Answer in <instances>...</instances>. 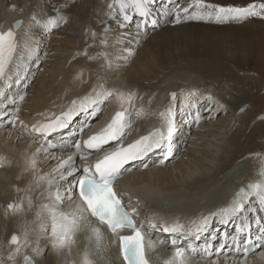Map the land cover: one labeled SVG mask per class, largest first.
Wrapping results in <instances>:
<instances>
[{"label":"bare ground","instance_id":"6f19581e","mask_svg":"<svg viewBox=\"0 0 264 264\" xmlns=\"http://www.w3.org/2000/svg\"><path fill=\"white\" fill-rule=\"evenodd\" d=\"M239 1L241 0H205L206 3L225 8L234 4L237 5L240 3ZM96 2L102 4L104 0H96ZM181 2L183 1L181 0ZM191 2L192 0H185L184 4L181 3L182 6H178V3L174 4L173 1L166 0L162 3H165L168 11L165 8L162 10H158L156 7L153 8L152 19H156L157 24L164 27L163 30L168 38L178 33L219 34L222 29L228 30L229 26L226 25L231 23L229 20L217 22L214 18L186 19L183 17L188 14L183 12H181L182 19L180 22L172 24V19L169 17L172 12L170 11V4L173 5L174 10L177 7L188 8ZM58 3H60L58 0H0L1 30L7 31L13 28L16 21H21L19 28L14 29L18 47L9 66L7 75L10 79L0 81V89L5 92V96L0 97V261H3V264H25L23 258L28 255L32 257L34 264H82L83 256L87 252L93 264H122L117 254L116 243H113L115 237L110 236L107 230L100 226L89 213L83 211L77 213V215H82L84 218L79 222L75 243L62 249L52 248L50 234H45L42 228V224L46 221L43 218L37 220L36 217L40 205L48 203L46 199L47 184L41 182L37 186L36 177L56 178L57 183L53 184L52 190L55 191L57 187H60L61 194L64 195V190L69 187L68 182H73V177L68 176L67 181L59 180V173L54 170L69 156L74 158L75 166L80 170L81 163L78 162L80 155L77 154L84 152L86 149L83 146V141L105 128L116 109L124 110L123 108H126L127 113H129L128 120L131 127L124 129V135L121 139L110 141L109 144L104 146L103 150L94 151L86 162L88 166L90 165L88 162L93 161L97 154L103 156L106 152L115 151L120 147H127L143 132L149 134L159 129L166 134L167 126L164 117L160 113L166 112L171 107L175 112V134L172 139L173 151L166 158V162L164 163L166 148L153 149L141 159L131 161L125 165L116 179L120 189L122 191L126 189L128 193L126 201L131 202V206L141 214L140 220L144 224H150V222L157 224L156 229L145 227L146 230H150L149 241H155L156 243L164 241L165 245L169 244L168 248L154 247L148 249V256H151L154 264H164L165 260L173 255L174 248L171 240L178 236L177 246L187 249V246L192 244L197 248L196 252L188 251L187 256L198 259H187V264H264V237H262L264 236V213L262 215L264 206L259 204L258 197H249L246 202V210L229 218L228 223H221L219 216L212 215L222 208L228 207L241 188L250 191L248 188L250 183L264 181V175L260 174L261 171H264V144L255 141V148L257 149L252 150L253 145L251 143L246 145L239 140L245 130L244 128L238 126L229 135V133L224 134L222 132L221 134V132H218L215 129L217 126H214L216 124H209L208 122H215V118H218L219 108L222 106L219 105L214 110L213 107L216 103H212L211 106V102H208V105L205 101L203 102L202 97L208 91L207 93L211 95V98L215 99L212 93H218L217 96L220 93L225 94L226 87L221 84L204 85L202 79L190 72L194 68L205 67L203 58H227L231 61L237 59L242 61L243 55L238 52L232 54L226 49H218L224 41L217 37V46L212 43L184 46L183 49H187L188 52L196 51L190 54L195 55L190 56L192 63L188 66L191 67L190 71L172 70L165 77H160L161 75L151 77L158 68L168 69L171 62L175 65L181 63L177 58H182L180 56L182 53L180 52L179 55L175 56L174 52L171 51L172 46H169L170 44H168L169 47L166 50L154 46L141 50L136 61L132 62V67L127 69L125 65L130 64L133 48L146 41L148 34H151L153 27H155L148 24L147 27L138 31L136 25L140 22L139 16L134 15L129 9L132 18H138L137 23H133L131 20L130 23L121 27L122 16L117 14V17L108 20L107 27L102 28L99 33L102 36V41H105L103 43L104 47L101 48L104 50L107 45L108 48L105 49L112 50L111 54L105 53V59L99 56L100 60L99 58L95 59L98 48L91 49V52L94 51L93 57L95 58H93L85 54L80 56L82 52L78 48L74 49L73 46L69 51H64L68 48L67 45H64L62 52H57V59L54 58L53 60L58 61L57 63L66 62L68 64L67 68L55 81L50 80L43 85L44 76L42 75H45L43 70H48L50 78H53V73L58 68V66H55V69L46 67H52L55 62L53 60V62H49V54L45 56L46 58H43L45 55V43L44 39L41 38L44 36L43 32L54 34L57 31L59 34L64 33L67 35V39L69 37L71 41L70 44L84 43L83 32L85 28L83 26L78 28L76 25L71 27V22L68 19L58 20L57 26L52 27L54 28L53 31L52 28H45L48 17L44 16H50L46 10L52 12V7L54 10L57 6H60ZM253 3L254 1L250 0L243 1V6L246 7ZM192 11L193 9H189V12ZM201 12L203 13L204 10L202 9ZM250 17L256 19V16ZM259 17L260 15L257 16V19L262 20ZM64 21H68V25L71 26L68 28L63 27ZM77 24H80V22ZM70 28L71 32L66 31ZM143 29H145V32H143ZM239 30H242V28H238L236 32ZM128 34L135 36V39H129ZM201 38L204 40L205 37ZM130 40L134 43H130ZM111 41L119 42V47L117 45L113 46ZM165 51H170L171 62L167 65L164 64L166 57L162 56ZM20 56L23 58L22 61L19 60ZM117 56L119 58L115 61ZM157 57L160 58L158 62L155 61L158 59ZM75 59L78 60L73 61ZM103 61L104 67L98 68ZM108 62H113V64L110 65ZM42 63L45 64L42 65V70H39L42 77H40L36 87L32 88L33 93L26 94L37 73H39V71H36L37 68ZM86 68L94 69L92 74L87 73L89 79L84 73ZM101 71L106 74L103 75ZM232 76L236 80L240 79L236 75ZM141 79L148 80L149 84L147 86L142 84L144 81L141 83ZM17 80H19V83L16 82ZM94 82L97 83L93 86ZM229 82L231 83L230 80ZM9 84L11 87H8ZM82 87L84 89L80 91ZM182 87L184 88L181 90ZM239 88L244 89V86ZM108 90L114 93L109 105L104 104L106 102L103 103L104 105L102 103L98 105L90 104V99H98L99 94ZM231 90H234L233 86H230L229 92ZM123 91L135 93L134 95L137 97L142 96L141 103L134 105L136 107H132L133 103L129 106L126 101L122 103L118 96ZM172 93L176 94L175 100L171 97ZM30 95L35 97L34 100L29 97ZM117 98L119 101H117ZM127 99L129 101V98ZM235 100L232 101L235 102ZM73 101L76 102L75 105H73ZM106 101L108 102V100ZM232 101L229 100L227 105L232 108L234 116V110H238L242 106V102L233 104ZM22 102H24V105L19 108ZM232 104L233 107H231ZM82 105L87 108V111H80ZM208 106L209 111H207ZM96 107L100 110L95 115H91L93 108ZM195 107L198 112L205 109L206 114L201 112L199 115L200 120L197 119V116H194L185 122L183 117L185 115H187V118L192 116V108ZM25 110H28L26 115H28L29 123L27 125L19 122L17 125H14V123L12 125L8 121L14 115H23ZM64 114H69L70 119ZM43 115H45L44 118L38 120ZM56 117L68 120V127L59 129L47 137L33 131L34 125L53 121ZM222 119V116H220L217 121H223ZM228 122L227 128L230 120ZM232 123L234 126L236 122L233 121ZM188 125L191 127L190 131H195L192 136L188 132ZM194 125L195 130H192ZM198 125L201 127L197 130L196 126ZM25 126L27 127V133H24ZM184 132L187 134L188 142H186V137L183 136ZM228 132L230 131L228 130ZM254 133L257 132L255 131L249 135L248 139ZM225 135H228V137H225ZM262 135H258V137ZM222 141H225L223 145H221ZM77 143L81 144L79 152L75 147ZM49 144L52 146L49 147ZM38 149L40 151H37ZM245 154L248 156H244ZM33 159L36 161L35 169L31 167V160ZM229 159L232 160L230 164L228 163ZM61 171H64V169H61ZM15 184H17L16 189H21L18 192L19 195L17 190L14 189L15 187L13 188ZM41 192H44V196H41ZM29 197L32 199L31 210H28ZM15 200L23 202L24 210L6 215L5 205L9 201V203H13ZM79 204L77 194L74 200L63 203L62 210L73 212ZM202 217H209L210 223L206 230L199 233L200 238L196 239V228ZM160 221L172 225L180 221L181 225H184L185 233L190 234L164 233L160 227ZM239 227H244V230L238 232ZM94 228L100 229V235L93 232ZM13 234L20 237L22 247L15 260L10 261L7 257L14 246H10L8 241ZM248 237L255 240L256 245L259 247L257 249V247L250 246V252L245 253L242 245ZM25 240L27 241L26 244L24 243ZM181 241L187 244L182 245L180 244ZM206 244L211 246V255L202 250ZM222 245L223 247H221Z\"/></svg>","mask_w":264,"mask_h":264},{"label":"snow or ice","instance_id":"6c2138e0","mask_svg":"<svg viewBox=\"0 0 264 264\" xmlns=\"http://www.w3.org/2000/svg\"><path fill=\"white\" fill-rule=\"evenodd\" d=\"M156 0H112V3L108 5L112 11L109 16L119 14L122 16L121 27H124L127 23L132 20V15L129 14V9L133 10L134 15H138L141 19L136 25L138 31L142 28L147 27L149 23L155 26L157 24L156 19H151L153 14V5ZM259 8V11L256 9ZM189 9H193L189 12ZM204 10L202 13L201 10ZM166 11H168L166 9ZM181 12L186 13L183 18L186 19H215L217 22L226 21L228 19H245L249 16L260 15L264 18V2L259 5L249 4L247 7H219L210 3H206L205 0H192L188 8L176 10V22L179 23L182 19ZM63 20V17L59 18ZM21 22L17 21L13 28L7 31H0V80L10 79L8 77L9 66L11 65L15 53L17 51V41L15 36V28H19ZM57 26L56 18H49L46 29H51ZM95 35V33H93ZM105 43V41H102ZM86 54V53H85ZM19 83V80L16 81ZM8 87H11L9 84ZM121 102L125 100L123 94H119ZM132 94H129V102ZM5 92L0 89V97H4ZM112 96L110 90L104 91L99 94L98 99H90L91 105H98L104 103L109 97ZM171 97L173 100L176 99V94L172 93ZM211 99V97H209ZM75 105V101L72 102ZM100 109L98 107L93 108L91 115H95ZM80 111H87L83 105ZM142 111V109H141ZM78 114V113H77ZM68 116L69 114H64ZM126 110L117 111L113 116L111 122L103 128L100 132L89 136L87 140L83 141V146L87 149L103 150L104 146L109 144L110 141H117L124 135V129L130 128L131 124L128 120ZM139 115V113H137ZM160 115L164 117L165 124L167 126L166 134L159 129L150 132L147 136H142L135 142L127 145V147H120L115 151L106 152L103 157L96 160L94 165H85L82 168V175H77L80 171L75 166V161L72 156H69L67 160L62 161L58 167L54 170L59 173V180L67 181L68 176L73 177L74 182H68L69 187L64 190L65 194H61L60 187H57L55 191L52 190L53 184L57 183L56 178H48L46 176L36 177L37 186L41 182L47 184V196L48 203H42L36 212L37 220L43 218L46 223L42 224V228L45 234H50V243L53 249H62L69 247L75 243L76 232L79 227V222L83 220L82 215H77L81 211L87 212L91 217H95L99 224L105 225L111 232L115 240L113 243H118L121 256L125 264H150L148 258V249L154 248L155 244L151 241L146 243L145 235L143 232V225H137L133 219L132 212L126 210L121 198L114 190V182L121 174V170L125 165L131 161L141 159L147 155L153 149H164L165 159L172 154L173 144L172 139L175 134V112L170 107L166 112H161ZM199 114L197 113V119ZM68 127V120L56 117L55 120L42 123L33 126V131L40 133L42 136L47 137L51 133ZM52 145L49 144V147ZM77 151L81 149V144H75ZM46 150V149H45ZM37 151H40L39 149ZM81 160L86 159L85 156H80ZM31 167L35 169L36 161L31 160ZM64 169V171H61ZM261 175H264V171H261ZM250 191H245L241 188L232 203L222 208L219 212L213 213L212 215L219 216L221 223H228L229 218L242 213L246 210V202L249 197H258L259 204L264 206V181L250 183L248 185ZM17 191H20L18 188ZM80 204L77 205L73 212H65L62 210V205L65 201H72L77 197ZM41 196H44V192H41ZM32 208V199L28 198V210ZM24 210L23 202L9 203L6 208V215L8 213H18ZM210 223L209 217H202L201 222L196 228V239H199V233L206 230ZM149 226L153 229L157 228L155 222H150ZM160 227L164 233L168 234H190L185 233L184 225L176 223L169 225L167 222H161ZM246 227V226H244ZM244 227H239L238 232H242ZM125 229L130 230L125 233ZM50 230V232H49ZM93 232L100 235V229L94 228ZM173 238L171 244L174 248L173 255L165 260L164 264H187L188 257L186 256V249L184 247L177 246V239ZM10 246H14L12 251L9 252L7 259L14 261L15 257L20 253L22 243L20 237L13 234L9 241ZM26 244L27 241L25 240ZM161 244L163 241L160 242ZM244 251L247 253L248 245L252 244L250 239L245 240ZM223 247V245L221 246ZM206 254L211 255V246L204 245L202 249ZM187 251L196 252L197 248L192 244L187 246ZM25 264H34L32 257L24 256ZM3 264V261H0ZM82 264H93L89 258L87 252L83 256Z\"/></svg>","mask_w":264,"mask_h":264},{"label":"rangeland","instance_id":"374dc122","mask_svg":"<svg viewBox=\"0 0 264 264\" xmlns=\"http://www.w3.org/2000/svg\"><path fill=\"white\" fill-rule=\"evenodd\" d=\"M58 1L60 2V3H58L60 6L59 7L57 6V8H55L54 10L52 7V9H51L52 12L46 10V12L50 14V16L45 15L44 17L47 16L48 20H49V18H56L57 21L60 20L59 19L60 17H63L66 20L68 19L69 22H71L72 26L68 25V23H69L68 21H64L62 24L63 27H67V28L69 26L73 27V25L74 26L76 25L78 28L80 26H83L85 28L84 32H83L84 43L79 44V42H78V45H77V43H71L70 44L71 41H70L69 37L67 39V37H66L67 35H65L64 33L59 34V33H57V31H55L54 34L52 32L50 34H46L45 32H43L44 36L41 37L44 39V43H45L44 44V46H45L44 54L45 55L43 56V58H46L45 56H47L49 54L48 55L49 56L48 57L49 62H53L54 61L53 59L54 58L57 59V57H58L57 52H62L64 45L68 46V48H66L64 51H67V50L69 51L70 49H72L71 46H73L74 49L78 48L79 51L82 52V53H80V56H82L83 54L86 53L85 55H90L93 57L94 51L91 52V49L94 50V49L98 48V50H96V52H97L96 58L93 57L95 59H98L99 56H101L105 59L106 54L112 53V50L108 51L107 49H105V48H108L107 45L104 48V50L101 48V47H104V44L102 43V38H101L102 36L99 34L102 31L101 30L102 28L107 27L106 25L110 20H112V17H117V14L110 17L109 13H108V12L112 11L108 7V5L110 3H112V0H104V3H102V4L97 3L96 0H91V1L90 0H58ZM165 1L166 0H156V3L153 5V8L156 7L158 10H162L163 8L166 9L165 3H162ZM167 1H170V2L173 1L174 4L178 3V6H182V4L185 3V0H182L183 2H181V0H167ZM241 1H239L240 3H238L237 5L234 4V5L229 6V7L244 8L245 6H243V1H247V0H241ZM250 1H254V4H256V5H259L260 3L264 2V0H250ZM61 3H63L64 5ZM248 3H252V2H248ZM172 6L173 5L170 4V7H171V8L169 7L170 11H173ZM130 11L133 13L132 9H130ZM251 18L252 17L249 16L245 19H228L231 22L229 25L228 24L226 25V26H229L228 30L222 29V32L219 34H214V33L194 34L192 32L191 33H178L177 35L170 37V38H168V36H166V34L163 30L164 27H161L158 24H156L155 27H153L154 29H152L151 34H148V37L146 38L147 40L144 41L143 43H140L139 45H136V47L133 48V51L131 52L132 53L131 54L132 59L129 62L130 64H128L127 66L125 65V68L128 69V68L132 67L134 61H136V58L139 56L140 51L144 50L147 47L152 48L154 46V47H157L159 49L166 50L167 47L172 46L171 51L174 52L175 56L179 55L180 52L182 53V55H180L182 58H180V57L177 58L179 61H181V63L179 62L177 65L173 64L171 62L170 56H169L170 51H165L164 55H162L163 57H166L164 59V64L167 65L169 62H171V65L168 66V69L158 68L156 70V72H154V74H152L151 77L153 78V77H156L157 75H161L160 77H162V76L165 77V75L170 74V72H172V70H179L182 72L185 70L190 71L189 69L191 67H188V66L192 65L190 56H195V55H190V54L193 52H196V51L188 52L187 49H183L184 46H190V45L197 46V45L202 44V43H206V44L212 43L215 46H217L216 38L220 37L221 40L224 42L222 43L221 46L218 47V49H220V50L226 49L229 52H231L232 54L234 52L241 53L243 55L242 61H240L239 59H237L235 61H231V60H228L227 58L222 59V58H203L202 57L203 58L202 60L205 63V67L194 68L190 72L195 74L196 76H198L200 79H202L204 82V85L221 84L222 86L226 87L225 94L220 93L219 96H217L218 93H214V92L212 93L216 100L212 99V98L209 99V97H211V95L207 93L208 91H206V93L203 95V97H202L203 102L205 101L207 104H208V102H211V104H210L211 106L214 103H216V105L213 107L214 110L219 105H221L223 107L222 108L220 106L221 107V108H219L220 113L218 115V118H215L216 119L215 122L210 121L208 123L212 124V125L216 124L214 126H217L218 129L217 128H215V129L218 132H221V134H222V132H224V134L229 133V135H231V132L233 131V129H236L238 126L241 128H244L245 130L243 131L242 136H240L239 140H241V142H243L242 144L245 143L246 145H249L251 143L253 145L252 150L257 149V148H255V143H254L255 141H258V142H261L264 144V136H263L264 135V18L259 17L262 20H258L257 17H256V19H254V18L251 19ZM139 19H141V18L139 17ZM151 19H152V17H151ZM137 20H138V18H132L133 23H137L136 22ZM76 22L77 23L80 22V24H77ZM64 24H67L68 26L64 25ZM149 24L151 25V23H149ZM232 24H234V25H232ZM95 28H96V30H95ZM238 28H242V30H239L238 32H236V30ZM53 30H54V28H52V31ZM66 31L71 32V28L67 29ZM143 32H145V29H143ZM93 33H95V35H93ZM123 36H125V34H123ZM201 37H205L204 40ZM128 38L129 39L132 38L134 40L135 36L133 37L131 34L130 35L128 34ZM110 40H111V38H110ZM130 43H134V42L132 40H130ZM95 44H97V45H95ZM111 44H113V46L117 45L119 47V45H118L119 42H117V41L116 42L111 41ZM168 44H170V45L168 46ZM176 45H177V47H176ZM50 46H52V47H50ZM121 47L125 48L124 46H121ZM113 55H115V54H113ZM17 57H18V55H17ZM117 58H119V56H117L115 58V61H117L116 60ZM199 58H201V57H199ZM61 59L63 60V58H61ZM76 60H78V59H75L73 61H76ZM155 61L156 62L160 61V58H158ZM57 62H55V64H53L54 67L52 65H51L52 67L46 66L47 68H51V69H55V66H58V68H56V72L53 73V76L55 77V78L53 77L54 79L50 78L51 76L48 74V70H46V69L43 70V71H45V75H42V76H44L43 77L44 81L42 82L43 85L46 84L50 80L55 81L60 76V74H62L63 71L67 68L66 66L68 64L66 62H64V63H60V62L57 63ZM44 63L39 65V68H37L36 71H39V70L41 71L43 66L45 65ZM103 63H104V61L100 63V66H98V68L104 67ZM108 63L110 65L113 64V62H108ZM160 65H162V64H160ZM40 71H39V73H37L36 78L33 80L32 84L30 86V89L27 91L26 94H29V92H32V88L34 89L36 87V85L38 84L40 77H42L40 75ZM57 71H59V72H57ZM93 71H94L93 68H86V70H84V73H85L87 79H89L88 75L92 74ZM87 73H89V74H87ZM101 73H103V75L106 74L103 71H101ZM231 74L238 76L240 79L236 80L235 77L232 76ZM139 75H137V76H139ZM90 76H93V75H90ZM87 79H86V81H87ZM229 80L231 81V83L229 82ZM225 82H226V84H225ZM228 82H229V84H228ZM96 83L97 82H94L93 86ZM141 83L146 85V86H147V84H149L148 80H144V79H141ZM139 84H140V82H139ZM140 85H138V87H140ZM230 86H233L234 90H231L229 92ZM240 86H244V89L239 88ZM183 88L184 87H182L181 90ZM83 89H84L83 87L80 88V91ZM129 93L132 94V96L130 98V102L127 99V98H129V96H128ZM122 94L124 95V97L127 96V97H125L124 101L127 102L128 106L130 104L132 105V103H133L132 107H136L134 105L141 103L140 99H142V96L137 97L136 95H134L135 93H132L129 91L128 92L123 91ZM125 94H128V95H125ZM113 96H114V93L112 92V96L109 97L107 99L108 102L105 101L106 103H104V104L109 105L110 99L113 98ZM29 97H31L32 100H34V98H35L33 95H30ZM118 98L121 101L120 95L118 96ZM118 98H117V101H119ZM229 100L230 101L235 100V102H237V103L242 102L241 103L242 106L238 110H234V116L232 114L233 113L232 108H230L229 105H227V102L229 104ZM233 101L231 103L235 104V102H233ZM233 104L231 105V107H233ZM23 105H24V102H22V105H20V108H22ZM208 109H209V106L207 108V111H209ZM222 110H224V111H222ZM221 111H222V113H221ZM192 112H193V114L189 118H187V115H185L183 117V120L185 122L192 119L194 116H197L198 111H197L196 107L192 108ZM201 112L202 113L204 112V114H206L205 109ZM201 112H198V114L200 115ZM44 116L45 115H43L40 118V120L43 119ZM220 116H222L223 121H217L220 118ZM181 118H182V116H181ZM200 119L201 118L198 117V120H200ZM228 120H230V124H229V127L227 128V125L229 123ZM233 121L236 122L234 126L232 123ZM192 123H193V121H192ZM185 127L187 128V126H185ZM200 127L201 126L198 125V126H196V129L198 130V128H200ZM190 128L191 127L188 125V132L192 136L195 131L194 132L190 131L189 130ZM192 130H195V125L192 127ZM228 130L230 132H228ZM252 131L253 132L256 131L257 133H254L252 135V137H250L248 139L249 135H251L253 133ZM186 135L187 134H185V132H184L183 136L186 137ZM258 135H262V136L258 137ZM225 137H228V135H225ZM186 142H188V137H186ZM217 142H219V141H217ZM224 143H225V141L224 142L222 141L221 145H223ZM226 144H227V139H226ZM263 151H264V148H263ZM247 154L249 155L250 153L248 152ZM248 155L245 154L244 156H248ZM229 160L230 161H228V163L230 164V162L232 160L231 159H229ZM16 187H17V184L13 185L14 189H16ZM20 191H21V189H20ZM20 191H17V194ZM9 202L5 205V209L7 208V205L9 204ZM13 202L18 203L19 201L15 200ZM3 206H4V204H3ZM17 234H19V233H17ZM20 237H21V235H20Z\"/></svg>","mask_w":264,"mask_h":264},{"label":"water","instance_id":"95a60500","mask_svg":"<svg viewBox=\"0 0 264 264\" xmlns=\"http://www.w3.org/2000/svg\"><path fill=\"white\" fill-rule=\"evenodd\" d=\"M16 22H17V21H16ZM16 22H15V23H16ZM20 22H21V21H20Z\"/></svg>","mask_w":264,"mask_h":264}]
</instances>
